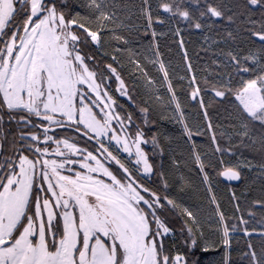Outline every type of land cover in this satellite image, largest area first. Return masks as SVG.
<instances>
[{"label": "snow or ice", "instance_id": "1", "mask_svg": "<svg viewBox=\"0 0 264 264\" xmlns=\"http://www.w3.org/2000/svg\"><path fill=\"white\" fill-rule=\"evenodd\" d=\"M0 264H264V0H0Z\"/></svg>", "mask_w": 264, "mask_h": 264}, {"label": "trees", "instance_id": "2", "mask_svg": "<svg viewBox=\"0 0 264 264\" xmlns=\"http://www.w3.org/2000/svg\"><path fill=\"white\" fill-rule=\"evenodd\" d=\"M161 50L164 52V59H165V60L172 59V60H173V63L175 64V62H176L177 59H178V57L176 56L175 50H174L173 52H171V53L168 52V51H167L165 48H163V47H162ZM149 70H150V72H151V74H152L153 76L158 75L157 72L151 68V66H149ZM200 195H201V197H202V196H203V193H201ZM221 195L223 196V195H225V194H224V193H221ZM190 202H192L193 204H196V205H198V204H203L205 211H206V212L208 211V205H207V202H206V201H203L202 199H197L195 196H193V199H192V201H190ZM222 203H223V201H222Z\"/></svg>", "mask_w": 264, "mask_h": 264}]
</instances>
